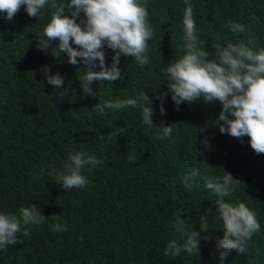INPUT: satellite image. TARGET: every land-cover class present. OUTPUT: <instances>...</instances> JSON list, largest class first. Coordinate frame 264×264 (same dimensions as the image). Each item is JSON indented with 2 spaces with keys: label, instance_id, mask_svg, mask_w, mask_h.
<instances>
[{
  "label": "trees",
  "instance_id": "16d2710c",
  "mask_svg": "<svg viewBox=\"0 0 264 264\" xmlns=\"http://www.w3.org/2000/svg\"><path fill=\"white\" fill-rule=\"evenodd\" d=\"M143 3L155 31L148 42L150 63L141 67L122 55V80L93 81L92 88L105 100L135 98L147 91L154 123L172 124V135L163 139L142 123L139 108L96 113L99 97L83 94L82 70L69 64L66 55H52L57 44L40 48L47 39L43 27L48 9L37 18L28 16L24 6L12 20L0 13V213L20 217L21 208L36 205L46 216L45 223L22 226L21 243L0 251V264H264V154L254 152L249 137L220 132V102L201 97L176 106L162 69L185 52V0ZM190 3L209 58L215 59L216 43L243 41L251 42L254 51L264 48V0ZM82 19L83 12L77 22ZM228 21L244 25L246 31L233 33ZM104 51L110 66L114 53L107 46ZM46 67L48 74L60 73L68 96L48 83ZM94 70H100L98 60ZM79 150L102 163L82 170L88 180L84 188L66 190L55 181L56 173L69 163V154ZM192 170L200 176L194 181L197 186L188 190L181 178ZM224 170L242 182L226 201L245 203L261 228L248 242L246 254L233 250L221 262L217 197L205 188L202 177L222 178ZM178 209L189 231L200 233L199 253L181 251L173 258L164 255V249L170 240L183 241L174 227ZM56 224L61 230L53 231Z\"/></svg>",
  "mask_w": 264,
  "mask_h": 264
},
{
  "label": "clouds",
  "instance_id": "9594fccd",
  "mask_svg": "<svg viewBox=\"0 0 264 264\" xmlns=\"http://www.w3.org/2000/svg\"><path fill=\"white\" fill-rule=\"evenodd\" d=\"M185 4L182 18L185 52L162 69L167 77L165 81L172 100L177 107L183 102L191 104L201 97L205 102H220L222 111L216 118L220 132H227L237 139L247 136L254 152L264 154V48L254 51L249 46L251 42L243 41L228 42L226 46L216 43L212 46L215 59L209 58V52L202 47L197 35L199 30L190 0H185ZM22 6L28 16L36 18L42 10L48 9L49 19L43 27V35L47 39L41 41L40 48L49 50L53 43L57 44L56 50L51 51L52 55L59 58L64 54L69 64L82 70L79 82L83 94L87 96H98L92 88L93 81L112 83L122 80L119 67L122 55L133 57L141 67L150 63L147 55L148 42L154 37L155 31L149 23V12L143 0H69L67 4L58 0H0V13H6V18L12 20ZM81 12L85 19L78 23L77 18ZM227 27L233 33L246 31L244 25L233 21H228ZM105 46L114 53L110 66L105 62ZM97 60L99 71L94 70ZM44 71L48 83L58 89L62 97L68 96L70 89L64 87L60 73L48 74L47 67ZM98 97L95 111L100 116L105 114L106 109L118 110L129 106L139 108L142 123L155 129L158 139L172 135V124L154 123V110L151 106L153 101L147 91L128 99L105 100ZM161 98L162 96L157 97ZM160 112L165 114L163 104ZM118 134L115 133L116 136ZM128 159L135 162L134 156H129ZM68 161L63 170L56 173L55 178L66 190L84 188L88 180L82 170H90L102 163L85 150L71 152ZM198 176V170L185 174L181 178L183 186L191 190L197 186L194 181ZM202 179L205 188L217 197L216 212L222 222L219 228L223 229V237L216 240L220 261L223 262L233 250L237 254H246L248 242L254 233L260 231L261 225L255 212L245 203L228 202L225 199L242 182L226 171L222 178L205 176ZM181 211L177 210L174 227L183 241L170 240L164 249V255L173 258L181 251L188 254L199 253L200 233L196 230L189 231L185 219L181 218ZM203 219L204 217L201 218ZM45 222L46 216L36 205L21 208L20 217L13 213H0V251L21 243L18 234L23 225ZM59 230L61 225L53 226V231ZM23 235H29L26 228L23 229ZM204 238L208 239L207 236Z\"/></svg>",
  "mask_w": 264,
  "mask_h": 264
}]
</instances>
